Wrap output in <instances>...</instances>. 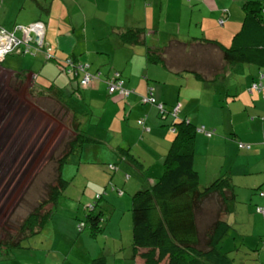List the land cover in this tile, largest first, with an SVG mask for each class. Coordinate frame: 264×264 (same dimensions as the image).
Wrapping results in <instances>:
<instances>
[{"label":"crops","instance_id":"obj_1","mask_svg":"<svg viewBox=\"0 0 264 264\" xmlns=\"http://www.w3.org/2000/svg\"><path fill=\"white\" fill-rule=\"evenodd\" d=\"M248 1L262 0H0V24L5 28L11 30L42 20L46 24L45 47L53 56L88 63L90 71L101 73L100 79L83 86L82 78H76L79 74L83 77V72L74 78L61 73L63 61L48 60L43 52L28 54L29 57L15 52L0 62V88L9 87V79L14 78L19 84L30 78L26 89L30 83L36 94L56 99L65 110L68 107L76 128L85 134L82 113L88 115L90 107L101 111V120L111 119L112 113L116 115L108 127L117 133L126 130L127 140L114 139V143L120 142L115 148L126 155L121 154L123 164L131 157L129 165L124 166H135L143 173L145 186L154 184L159 177L155 175L163 167L165 155L177 134L176 120H189L197 127L214 129L212 137L197 132L195 168L200 183V165L207 171L213 163L219 170L217 175L206 174L203 179L206 187L221 174L223 152L231 148L240 153L236 161L241 159L242 168L237 173L232 170L233 182L242 188L241 198L248 201L245 213L250 224H255L249 235L253 237L251 245L260 250L264 247V214L257 212L256 207L264 205V196L258 191L264 187V146L261 144L264 90L251 89V86L259 83L264 75V48L252 50L249 62H228L218 45L206 42L209 39L225 47L232 46L247 17L244 5ZM136 30L141 32L138 42H127L124 35L130 36ZM152 58L158 61L153 62ZM115 70L122 74L125 85L135 90L127 98L108 90L104 79ZM233 77L239 80V87L233 88ZM7 87L0 97L5 110L9 102ZM149 87L154 88L157 103L165 105V115L155 105L141 102L140 95L147 93ZM79 94L82 98H78ZM85 99L88 102L82 103ZM175 105L181 106L178 118L171 114ZM141 117H146V125L150 127V132L142 136ZM105 127L106 138H110ZM100 134V138L93 134L96 139H91L103 141L102 128ZM224 134L253 143V149L238 152L236 144L225 139ZM140 136L143 145L148 143L147 150L142 148ZM125 141L128 148L121 147ZM137 147L142 155L146 153L152 158L136 157L132 151ZM153 162L159 167L153 168ZM125 172L130 173L126 169ZM118 196H125V192ZM101 200L115 207L122 203L113 194L103 195ZM230 207L229 213L232 209L237 215L236 203ZM254 212L257 216L252 215ZM239 215H243V209ZM110 225L112 220L105 224V233ZM248 248L251 249L250 245ZM262 249L259 260L264 264ZM113 252L121 253L117 249ZM144 252L146 249H138L133 255L135 264H145ZM243 260L244 264L250 261L251 254L246 253Z\"/></svg>","mask_w":264,"mask_h":264},{"label":"rangeland","instance_id":"obj_2","mask_svg":"<svg viewBox=\"0 0 264 264\" xmlns=\"http://www.w3.org/2000/svg\"><path fill=\"white\" fill-rule=\"evenodd\" d=\"M16 35L21 38L22 31H17ZM26 79L19 84L13 81L14 78L9 79V87L5 85L9 99L6 110L0 102V264H91L92 260L101 254L106 256L109 264H135L132 211H129V208L132 206V196L146 183L143 173L141 174L135 166L125 168L124 165H129L131 157L123 164L122 157L126 155L118 147L115 148L122 140H127L126 130L117 133L111 132L108 127L116 115L112 113L111 119L101 120V111L92 107L88 115L87 112L82 113L84 130L90 137L97 134L100 138L102 128L103 141L86 144L81 151L77 148L70 155L68 162L62 167V176L68 182L66 189L55 204L49 203L41 212L51 209L49 219L42 227L37 228V233L22 238L28 233L21 229L22 223L49 197L51 186L57 185L58 159L68 150L67 143L77 132L70 113L56 99L44 98L41 93L36 94L30 83L26 89L30 78ZM7 80L5 79V82ZM239 85V80L236 81L233 77V88ZM5 87L1 86L0 97L3 96ZM78 98H82V95L79 94ZM85 102L88 100L85 99L82 103ZM98 124H101V127H98ZM105 126L108 127L110 138H106ZM148 132L150 131L143 130L141 136ZM137 136L139 137V132ZM141 136L140 144L147 150L148 143L143 145ZM223 136L228 140L233 139L226 134ZM118 138L120 142L114 143L113 140L117 141ZM121 147L128 148L127 142ZM140 152L139 147L132 151L141 159L152 158ZM223 153V170L226 167L231 168L234 164L233 170L235 173L239 172L242 161H236L233 149H230V153L227 150ZM109 164H114L117 169H110ZM155 164L153 162V168L159 167V164ZM124 168L132 174L128 179ZM199 170L202 176L200 189L203 190L206 174L217 175L219 170L213 163L207 171L204 165H200ZM163 171L162 167L155 176L161 175ZM112 186L116 189L123 188L125 196H118ZM236 190L239 195L234 202L238 213L234 215L231 209V213L225 215L224 220L229 221L232 228L221 241L220 248L229 253L233 264H244L243 257L246 253L251 254V260L245 264H261L259 255L264 247L262 245L260 250H256V246L251 245L253 237L249 235L255 224H250L251 220L245 213L248 201L240 196L242 188L236 186ZM101 193L105 196L113 194L122 203H118V207L112 206L102 201V198L98 199ZM91 205L93 206L88 208ZM208 205L201 214L202 224L215 219V216L207 213L213 208L215 210L216 205L214 202ZM99 208L104 209V220L101 224L105 227V224L112 220V225L108 227L107 234L103 228V231L94 237L85 219L89 211H98ZM240 209H243L245 220L243 215H239ZM252 215L257 216L255 212ZM80 226H85V230L80 231ZM21 238V247H6ZM114 249L120 250L121 253H114ZM167 262L168 260H165L161 264Z\"/></svg>","mask_w":264,"mask_h":264},{"label":"trees","instance_id":"obj_3","mask_svg":"<svg viewBox=\"0 0 264 264\" xmlns=\"http://www.w3.org/2000/svg\"><path fill=\"white\" fill-rule=\"evenodd\" d=\"M244 8L247 11V17L244 20L242 30L234 37L232 46L225 47L214 40L206 39V42L220 47L224 59L228 62H249L252 50L259 47L264 48V0L248 1L245 3ZM0 27L4 26L0 24ZM140 33L139 30H136L132 31L130 36L126 33L124 37L127 42H138ZM21 53L23 55L29 54L23 51L18 52V54ZM51 59L57 62L63 61L61 73L64 75L71 78L78 75V72L69 74L65 69H76L81 62L76 63L71 57L61 58V60L53 56ZM68 59L72 60L74 66L69 64ZM152 60L153 62L158 61L156 58H152ZM86 70L97 76L94 80L100 79V72L90 71L89 65ZM79 72L82 71L79 70ZM262 76L264 77V75ZM263 77H261L260 81H262ZM76 78L81 79L83 77L79 74ZM104 80L107 87H109L110 80H116L122 81L124 87L132 89L125 85L122 74L116 70ZM81 84L86 86L82 82ZM151 90L155 99L154 105L162 115H165L167 109L163 103H157L154 88L149 87L147 93L140 95L141 102L151 103L145 102L143 99L150 94ZM263 90L264 88L261 91ZM115 93L118 94V92ZM159 104L163 105L162 109L158 107ZM176 105L171 110V114L178 118L179 112L176 115L174 112ZM67 108L66 110L68 111ZM143 118L146 119V117ZM174 126L177 129V134L168 153L165 155L163 173L159 175L154 184L141 187L132 196L134 255L138 249H146V252L142 253L145 264H161L165 260H168L167 264H233L229 253L220 248V243L232 228L231 224L224 220V217L230 212V206L237 197L236 185L232 176L234 164L231 168L226 167L223 170L224 157L219 166L221 174L201 190L200 175L195 168L197 126L186 120L181 122L176 120ZM76 130L77 132L73 139L67 143L68 150L58 159L57 185L51 186L49 197L40 203L39 207L22 223L21 229L24 232L28 231L22 238L37 233V228L42 227L49 219L51 209L44 213L41 212L49 203V205L51 203L55 204L58 197L66 189L68 182L62 176V167L68 162L70 155L78 147L94 142V139L92 140L87 133L85 134L84 131H79L77 128ZM231 141L236 144L238 152L250 151L254 146L253 143L239 140L236 137H233ZM261 144L264 146V136ZM230 149L227 148L226 150L230 153ZM234 154L237 158L240 153L234 151ZM258 191L259 193L264 191V187H260ZM212 202L215 203L216 209L214 210L213 208L207 214H212L215 219L202 224L201 214L209 206L208 203ZM96 209L89 211L85 219V223L94 237L98 236L104 228L103 224H101L104 220V209L99 208L98 211ZM22 238L13 244H7L6 247H21ZM91 264H107V258L104 254H101L93 259Z\"/></svg>","mask_w":264,"mask_h":264},{"label":"built area","instance_id":"obj_4","mask_svg":"<svg viewBox=\"0 0 264 264\" xmlns=\"http://www.w3.org/2000/svg\"><path fill=\"white\" fill-rule=\"evenodd\" d=\"M220 22L223 23V19H221ZM45 30L46 24L42 20L34 21L28 25H18L14 30H8L4 27H0V61L8 53L15 51H23L24 53H29L32 55H36L38 52H43L47 59L53 58L52 54L45 47ZM17 31H22L21 38L16 35ZM67 61L69 62V64L73 65L71 59H68ZM86 68H88V63H80V65L77 66L76 69L69 68L67 70L65 69V71L69 74H72V72L77 73L79 72V70H81L84 74L81 82L84 85H89L95 78H97V76L88 72ZM253 87L256 89H262L264 86L262 84V81H260L259 83H254ZM108 88L110 93L118 92V94L122 97H127L132 92H134L133 89L124 87L122 85V81L116 80H110ZM143 99L145 102L153 103L155 99L153 97L152 90L150 91V94L148 96H145ZM158 107L162 109L163 105L159 104ZM178 111L179 106H177L174 110L175 115L178 113ZM139 123L143 126L145 130H149V127H147L145 124V118H141L139 120ZM110 168L116 169V166L112 164L110 165ZM119 192L122 193V191ZM261 195L264 196V191H261ZM257 210L259 213L264 214V205L258 206Z\"/></svg>","mask_w":264,"mask_h":264},{"label":"clouds","instance_id":"obj_5","mask_svg":"<svg viewBox=\"0 0 264 264\" xmlns=\"http://www.w3.org/2000/svg\"><path fill=\"white\" fill-rule=\"evenodd\" d=\"M45 32H46V30H45ZM44 40H45V35H44ZM15 52H17V51H15ZM15 52H11V53H8L6 56H8L9 54H13V53H15ZM5 56V57H6ZM5 57L0 61V62H2L4 59H5ZM254 84V83H253ZM262 84H263V82H262ZM264 85V84H263ZM251 89H256V88H254L253 87V85L251 86ZM263 89V88H262ZM134 92H135V90H134ZM134 92H132V93H134ZM131 93V94H132ZM130 94V95H131ZM129 95V96H130ZM129 96H127V97H129ZM154 104V103H153ZM177 107V106H176ZM180 109H181V106L179 105V111L178 112H180ZM141 118H143V117H141ZM140 118V119H141ZM139 119V120H140ZM187 122H190L189 120H186ZM145 124H146V119H145ZM142 126V125H141ZM147 127H149L148 125H146ZM142 128H143V126H142ZM143 130H145L144 128H143ZM177 130V129H176ZM145 131H147V130H145ZM148 131H150V127H149V130ZM197 131H199V132H202V133H204V134H206V135H209V136H212L213 134H215V130L214 129H211V128H207L206 126H200V127H197ZM210 133V134H209ZM110 165H112V164H109V167H110ZM111 169V168H110ZM117 169V168H116ZM125 176H126V178L128 179V178H130V174L129 173H125ZM112 190H114V191H116L119 195H123L124 194V189L122 188V189H120V188H118V189H116L115 188V186H112ZM119 191H122V193H120ZM260 194H261V192H260ZM103 195H104V193H101V194H99L98 195V199H100V198H103ZM263 196V195H262ZM93 206V205H92ZM92 206H89L88 208H90V207H92ZM85 230V226H80V231H84Z\"/></svg>","mask_w":264,"mask_h":264}]
</instances>
